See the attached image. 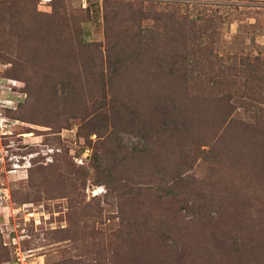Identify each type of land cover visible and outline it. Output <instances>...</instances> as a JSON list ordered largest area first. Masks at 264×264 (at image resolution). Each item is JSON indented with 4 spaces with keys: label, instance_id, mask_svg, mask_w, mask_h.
<instances>
[{
    "label": "rangeland",
    "instance_id": "374dc122",
    "mask_svg": "<svg viewBox=\"0 0 264 264\" xmlns=\"http://www.w3.org/2000/svg\"><path fill=\"white\" fill-rule=\"evenodd\" d=\"M37 1L33 0L29 11L51 12L52 5ZM127 1L161 5L176 2L181 13H188L206 27L211 25L202 37L203 42L213 44L205 50L206 61L196 65L198 72L202 79L211 80L224 70L228 74L220 83L231 85L230 96L221 90L217 97L226 98L213 102L220 110H226L223 116L213 110L198 123L189 124L174 112L173 119L180 128L187 122L197 138L205 139L180 140L182 146L195 143L189 147L191 164L183 170L181 182L185 187L176 190L184 192V196L170 198V206L165 199H156L146 212L164 225L173 224L177 239L171 236L164 241L166 251L157 242L147 245L152 251L157 248L165 252L167 258L170 253L181 256L187 246L191 264H200L199 258L212 248L227 246L230 251L243 250L254 263L264 264V0ZM64 4L75 12L89 10V19L81 23L80 38L84 44L103 45L99 49L105 54L103 0H64ZM19 9L21 14L15 17L14 10L6 14L7 29L0 27V54L13 52L11 62L0 58V81L3 85L16 82V69L21 62L28 70L27 76L33 77L31 69L36 66L42 74L40 91L34 87L38 93L34 102L31 99L33 110L24 106L30 97L28 91L27 100L25 94L19 98L17 95L12 107L4 110L6 117L17 123L12 125L9 136L0 137V253L7 254L2 264H14L15 248L26 253L30 264H67L76 255L94 258L96 253L101 264H116L113 257H120L112 255H121L130 248V243H120L122 219L127 218L129 210L137 208L133 205L135 198L138 204L145 201L140 188L152 186L149 178L130 177L139 164L148 167L158 161L156 137L147 122L135 120L134 115L119 120L118 112L109 115L110 135L107 133L105 141L90 133L89 122L102 110L91 107V101L100 100L108 113L119 110H109L114 90L109 88L108 79L104 80V89L98 87L94 92L91 83L87 84L89 79L95 81L90 76L93 64L84 55L90 53L75 51L56 57L34 39L27 44L14 36L16 32L9 34L13 22L17 30L22 28L16 18H24L25 27H35V23L27 22L31 13ZM152 24H140L143 44L151 36ZM38 50L40 55L35 56L34 51ZM19 51H26L22 60L18 58ZM207 62L216 64L214 70L207 67ZM97 68L107 74L104 66ZM185 68L189 77L196 76L192 64ZM52 78L65 81L58 87L57 99L49 84ZM197 89L208 92L198 87L192 92ZM160 95L167 99L169 94ZM73 97L82 101L72 102ZM19 99L22 102H17ZM165 99L163 104L167 106ZM238 135L240 141L235 143ZM127 152L134 153L133 158L136 154H146V158L123 161ZM125 184L132 193L124 195ZM74 231L80 237L76 244L70 239ZM138 245L132 249H141Z\"/></svg>",
    "mask_w": 264,
    "mask_h": 264
},
{
    "label": "trees",
    "instance_id": "16d2710c",
    "mask_svg": "<svg viewBox=\"0 0 264 264\" xmlns=\"http://www.w3.org/2000/svg\"><path fill=\"white\" fill-rule=\"evenodd\" d=\"M221 1L229 2L230 0ZM31 3L33 0H0V27L3 25V30L7 29L8 17L6 14L10 10H14L15 17L21 14L19 8H25L24 11L31 13V18L27 19V22L35 23V27H25L24 18L22 21L16 18L22 28L17 30L14 27L15 22H13V26L9 27V34L11 31L16 32L13 33L14 36L27 44L33 43L32 39H34L39 44L38 46H45L47 51L56 57H62L63 54L65 56L69 53L74 54L75 51L90 53L91 55H84L89 58L87 62L90 65L93 64V71L90 76L95 81L90 82L91 79H89L87 84L91 83V90L95 92L98 87L104 89V80L108 79L109 88L114 90V94L111 96L113 98L109 101L111 107L109 110H116L114 109L116 107L119 110L108 113L102 107L103 103L100 100L96 98L91 101V107L97 106V110H102L96 113L89 122L91 126L89 132L96 134L98 138H103L105 141L108 138L105 136L109 128V115L118 112L119 115L117 114L116 118L119 120L134 115L137 117L135 120L147 122L150 131L153 132L157 140L158 161L150 163L148 167L139 164L138 169L130 177L132 179L138 177L141 180L149 178L152 186L141 181L146 185L140 188L142 191L140 194L144 195L145 201L138 204L135 198L133 205L136 204L137 208L129 210L127 218L124 219L123 217L122 219L120 243H130V248L124 250L121 255H112V257H120V259L113 257L116 264H191V255L187 252V246L184 247L185 251L181 253V256L170 253L168 258L165 256V252L155 247V250L152 251L151 247L147 245L150 244L149 242H157L159 247L166 251L167 246L164 241L171 236L177 239V233L173 224L164 225L154 214L150 213L149 215L146 212L156 199L163 198L168 203L170 198L184 196V192H177L176 190L185 187L181 182L184 180L182 178L183 170L191 164L193 155L189 147L195 143H184L182 146L180 140L184 137L190 141L203 142L205 139L204 137L197 138L188 128L187 122L189 124H192L193 121L198 123L205 115H209L211 111L214 112L213 110L220 111L221 116L227 113L226 110H220L213 102L224 101L226 96L217 97L221 90H225L230 96L231 85L220 83V79L228 73L224 74V70H221L211 80L202 79L203 75L200 76L196 66L206 61L204 59L207 56L205 50L208 49L207 46L213 44V42L208 43V40L203 42L202 37L205 32H208L211 25L206 27L188 13H181L180 4L176 2L161 5L154 2H148L150 4L135 2L133 4L127 0H103L104 51H106L103 54L99 49L103 45L84 44L80 38L81 23L87 21L90 16L88 9L75 12L66 7L64 0H52L49 3L52 5L50 13H39L35 10L34 12L29 11ZM37 3H40V0ZM83 12L84 15H82ZM145 21H152L153 24L149 29L151 36L143 44L140 41L142 39V36L140 37V24ZM24 52L27 55L26 51H19L18 58L21 60ZM12 54L13 52L6 51L0 54V58L11 62ZM34 54L35 56L40 55V50L34 51ZM70 58L71 56L67 60ZM188 64H192L194 70L197 71L195 77L188 76V70L185 68V65ZM206 64L211 70H214L216 65L212 62ZM100 66L105 67L106 75L103 74V70L97 68ZM38 68L36 66L31 69L33 77L29 74L27 76L28 70L23 62L16 69L19 79L16 81L17 86L14 87V91L25 94L26 100L29 92V100L24 106L30 110L34 109L31 102H34V97L38 93L36 90L34 91V87H37L38 91L41 87L40 76L42 73H40L41 69L39 71ZM194 70L192 71L195 72ZM51 80L49 84L51 85L52 96L57 99L59 96L58 87L65 81H56L54 78ZM35 81L39 83L36 85ZM78 82L81 83L80 87H82L81 79ZM74 87L77 90L76 86ZM196 87L208 92L202 93L198 89L192 92ZM163 92L169 94L166 96L168 100L160 95ZM71 99L72 102L76 103L82 101L76 97ZM163 99L168 103L167 106L163 104L165 103ZM68 105L72 106L73 103L68 102ZM175 111L187 121L182 124L183 128H180V124L173 119ZM4 115L6 117L5 113ZM242 133L246 134L247 132L243 130ZM201 134L203 133L201 132ZM239 141L240 136L238 135L235 143H239ZM121 149L124 148L121 147ZM127 153L128 155L123 161L146 158V154L142 157L136 154L137 157L133 158L134 153ZM92 154L94 155V153ZM125 189L127 193L124 195L132 193L131 188L126 184ZM168 205L170 206L169 203ZM168 209L167 206L166 210ZM174 214L177 216V213ZM153 236L154 238L151 240ZM70 239L76 244L80 237L74 231ZM137 244L141 249H132ZM175 245L178 246L176 243ZM120 249L122 248L120 247ZM211 250V252L204 253V257L199 258L200 264H259L249 259L243 250L236 251L233 249L230 251L227 246H220ZM131 252L135 255L130 254ZM6 255L0 253V264L6 261L3 258ZM99 259V253H96L94 258L76 255L75 258H70L67 264H101ZM61 264L65 263L61 262Z\"/></svg>",
    "mask_w": 264,
    "mask_h": 264
},
{
    "label": "built area",
    "instance_id": "2783aa9c",
    "mask_svg": "<svg viewBox=\"0 0 264 264\" xmlns=\"http://www.w3.org/2000/svg\"><path fill=\"white\" fill-rule=\"evenodd\" d=\"M52 0H41L42 5H48ZM7 83V85H3L2 81H0V137H7L11 134L12 125H15L17 121H11L4 115V110L11 108V104H13V99L16 96L19 98L22 94L15 92L14 87L17 85L15 81L12 83ZM10 84V85H9ZM17 102H22L21 99L17 100ZM18 104V103H17ZM14 264H30L28 260V256L26 253L20 251V248H15L14 251Z\"/></svg>",
    "mask_w": 264,
    "mask_h": 264
}]
</instances>
